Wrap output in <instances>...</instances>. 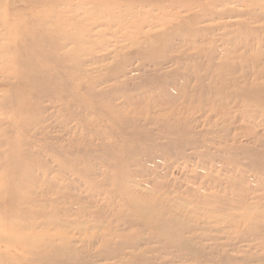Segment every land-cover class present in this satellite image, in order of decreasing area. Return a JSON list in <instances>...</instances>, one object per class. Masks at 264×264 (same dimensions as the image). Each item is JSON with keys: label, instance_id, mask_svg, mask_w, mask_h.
<instances>
[{"label": "rangeland", "instance_id": "obj_1", "mask_svg": "<svg viewBox=\"0 0 264 264\" xmlns=\"http://www.w3.org/2000/svg\"><path fill=\"white\" fill-rule=\"evenodd\" d=\"M0 264H264V0H0Z\"/></svg>", "mask_w": 264, "mask_h": 264}]
</instances>
